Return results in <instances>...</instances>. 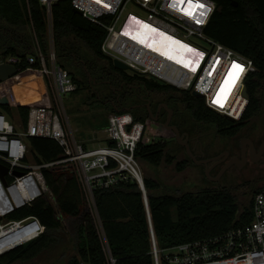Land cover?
Masks as SVG:
<instances>
[{"label": "built area", "instance_id": "1", "mask_svg": "<svg viewBox=\"0 0 264 264\" xmlns=\"http://www.w3.org/2000/svg\"><path fill=\"white\" fill-rule=\"evenodd\" d=\"M56 1L40 0L47 10L48 53L43 52L36 40V52L28 57L30 63L39 60L40 67L28 69L48 83L53 105H32L25 124L21 116L16 124L0 110V255L44 232L45 226L37 216H12L48 192L45 168L73 163L96 209L95 189L110 187L130 175L140 183L143 175L135 155L138 145L165 140L163 134L167 135L164 126L147 123L130 111H111L107 126L101 129L105 133L104 143L86 146L76 138L64 95L73 92L77 84L69 69L57 61L52 17V7ZM71 2L85 17L107 30L102 51L113 60L125 62L129 66V73L154 78L192 93L197 91L212 110L234 120L243 117L249 104V95L245 93L246 82L256 66L250 57L206 32L217 8L214 0H201L206 7L192 16L182 10L188 7L187 2L180 4L178 0ZM127 19L131 20V25L124 29ZM142 27L150 30L146 39L139 38L135 33ZM163 39L168 43L166 41L167 44L160 45ZM20 62L21 58L14 54L0 60V63L13 64L19 69V73L10 79H18ZM234 63L242 65L244 70L229 92L222 91L221 81L229 77ZM3 95L0 93V97ZM31 137L55 139L65 156L54 161L38 162L31 154ZM109 140L113 143H108ZM112 161H115V165H112ZM145 204L151 229L153 264H264V183L254 194L250 222L166 247L158 244L149 202ZM100 228L108 264H117L102 225Z\"/></svg>", "mask_w": 264, "mask_h": 264}, {"label": "trees", "instance_id": "2", "mask_svg": "<svg viewBox=\"0 0 264 264\" xmlns=\"http://www.w3.org/2000/svg\"><path fill=\"white\" fill-rule=\"evenodd\" d=\"M214 1L217 8L206 32L250 57L256 66L246 82L249 104L240 120L212 110L202 97L195 96L191 91L177 89L154 78L116 68L112 57L101 48L107 30L76 12L71 0H57L52 7L58 63L68 68L61 60H69L73 55L82 57L79 50L83 45L94 53L95 59L90 61L93 72L105 70L106 74L118 73L128 82L146 85L153 92L177 98L191 110L197 120L216 124L223 135H236L261 111L263 104L264 0ZM0 38L3 48L0 60L11 54L21 58L18 64L21 71L17 83L13 85V94L17 111L25 124L32 105H53L47 83L39 79L35 81L33 72L28 69L40 67L39 60L34 63L28 60L36 52V40L45 54L49 51L46 6L40 0H0ZM68 69L77 84L73 92L84 89L86 81L78 79ZM0 110L13 116L14 110L10 103L0 105ZM134 115L145 121L142 116ZM172 133L175 136L173 131ZM30 142L31 154L38 162L54 161L65 156L63 148L53 138L31 137ZM107 142L113 143L110 140ZM168 144V139L139 144L135 152L136 158L155 166L172 164L176 156L171 154ZM187 164V160H180L177 168L183 170ZM112 165H115V161H112ZM44 172L48 192L32 205L19 209L12 217L35 215L45 226V230L39 237L1 254L0 264L30 260L43 249L62 243H71L77 250V256H71L65 264H108L100 225L117 264H153L151 229L144 194L135 177L130 175L110 187H97L95 209L73 163L45 168ZM143 179L153 229L158 244L162 247L218 234L252 220L253 198L240 212L238 197L230 190L205 189L180 195L155 194L154 190L161 187V181L148 174ZM256 191L257 188L254 194Z\"/></svg>", "mask_w": 264, "mask_h": 264}, {"label": "rangeland", "instance_id": "3", "mask_svg": "<svg viewBox=\"0 0 264 264\" xmlns=\"http://www.w3.org/2000/svg\"><path fill=\"white\" fill-rule=\"evenodd\" d=\"M1 43L2 39L0 38V51L3 50ZM79 52L80 56L88 61L95 59L94 53L83 45L80 46ZM61 61L74 71L69 60L64 58ZM127 72L130 71L127 70ZM75 74L78 79H84V81H87V75L80 72V70H77ZM16 79L17 78L14 77L0 83V93L8 96L10 106L14 110L11 118L16 124H18L20 114L17 111V103L13 94V85L14 83H17ZM34 79L35 81L38 79L42 80L40 75L34 76ZM166 97L170 99L169 95ZM64 101L76 138L86 146L103 143L105 141V133L101 131V129L107 126L108 115L111 111L103 110L100 106L91 104V96L84 89H81L76 93H65ZM170 103L178 109L179 114L182 115V119H185L190 123L189 126L187 125V128L191 126L193 131L191 132L192 137L197 135V132L194 131L195 127L198 131L204 133L202 134V139L211 142V149H215L214 151H211V153L219 152L226 146L229 137L221 134L216 124L197 120L193 116L191 110L186 108L177 98H171ZM247 132H250L258 143H261L264 140V80L263 104L261 111L255 115L250 122L244 125L235 136L231 137L230 140L234 145L238 144L239 137ZM166 134V136L164 134L163 136L166 140H169V150L171 151V154L176 156L174 163H163L162 165L155 166L138 159L143 177L145 174H148L161 181V187L154 190L155 194L170 193L180 195L186 192H199L208 187H212L213 184L205 176L204 166L193 162L180 143L175 141V137L171 130L168 131L167 129ZM180 160H187L188 162L186 168L183 170L177 168V163ZM239 175L241 179H244L243 183L239 187L232 188L231 191L238 197L240 212H242L245 205H249L253 198L255 189L264 183V155L259 164L248 162V165L240 170ZM73 255L77 256V250L73 245L71 243H62L58 246L53 245L52 247L43 249L36 257L30 260H20L11 264H65Z\"/></svg>", "mask_w": 264, "mask_h": 264}, {"label": "flooded vegetation", "instance_id": "4", "mask_svg": "<svg viewBox=\"0 0 264 264\" xmlns=\"http://www.w3.org/2000/svg\"><path fill=\"white\" fill-rule=\"evenodd\" d=\"M69 63L74 68V73L80 70L87 75L84 90L90 94L91 104H96L109 112L112 110L130 111L142 116L147 123L162 126L170 118L171 124L180 129L183 139L188 140L197 159H211L208 163H198L204 166L205 176L213 184L207 189L231 191L232 188L239 187L244 180L240 178V170L245 168L248 162L259 164L264 155V151L260 152L264 140L258 143L250 132L240 136L238 144L235 145L230 140L235 135H226L229 137L226 146L219 152L211 153L215 150L211 149L212 143L202 139L204 133L198 131L196 127L194 131L197 132V135L192 137L191 126L187 128L190 123L182 119L178 109L170 103L171 98L147 89L146 85L128 82L118 73L106 74L105 70L93 72L90 68L91 62L77 55L71 56ZM175 141L177 140L175 139ZM180 145L187 153L186 146ZM190 158L192 159L191 156ZM193 162L197 163L194 160ZM207 168H209V175L206 174Z\"/></svg>", "mask_w": 264, "mask_h": 264}, {"label": "water", "instance_id": "5", "mask_svg": "<svg viewBox=\"0 0 264 264\" xmlns=\"http://www.w3.org/2000/svg\"><path fill=\"white\" fill-rule=\"evenodd\" d=\"M235 4H238L237 1H235ZM74 10L78 13H81V11L77 8H74ZM113 63H114V66L118 69L125 70V71L127 69H129V66L125 62L121 61L120 59H114ZM18 73H19V69L17 68V66H15L13 64H9V63H0V83L10 79L11 77L17 75ZM245 93L248 94L247 89H245ZM193 94L195 96L200 95V93L197 91H194ZM8 103H10V100H9L7 95H3L0 97V105H4V104H8ZM170 121H171V119L168 118V120L164 124L165 128L168 130H172L175 133V139L180 144H183L186 146L187 153L192 157V159L194 161H196L197 163H201V162L208 163V161L211 160L209 158L203 159V160L197 159L196 155L193 153V151L190 148L188 140L183 139V135H182L180 129L178 128V126L171 124ZM260 149H261L260 152L264 151V141H263ZM3 172H5V170ZM206 174L209 175V168L206 169ZM140 186H141V189H142L143 194H144L145 202L148 204V194H147V189L145 187V183H144L143 178H140Z\"/></svg>", "mask_w": 264, "mask_h": 264}, {"label": "snow or ice", "instance_id": "6", "mask_svg": "<svg viewBox=\"0 0 264 264\" xmlns=\"http://www.w3.org/2000/svg\"><path fill=\"white\" fill-rule=\"evenodd\" d=\"M180 4H184L187 2L188 7L182 9L186 15L192 16L199 9H204L206 6L201 2V0H178ZM203 14V13H201ZM199 22V21H198ZM243 66L240 64L234 63L232 66V71L229 73L228 80L225 82V88L222 91L230 90V88L234 85L236 79L239 74L243 71ZM219 102V101H218Z\"/></svg>", "mask_w": 264, "mask_h": 264}, {"label": "bare ground", "instance_id": "7", "mask_svg": "<svg viewBox=\"0 0 264 264\" xmlns=\"http://www.w3.org/2000/svg\"><path fill=\"white\" fill-rule=\"evenodd\" d=\"M150 30L149 29H145L144 27H142L141 29H139V30H137L135 33L137 34V36L139 37V38H144V39H146L147 38V36L149 35V32ZM167 41V40H166ZM166 41H165V39H163V42H162V44H160L159 42L157 43V44H160V45H165V44H167L168 43V41H167V43H166ZM154 42V41H153ZM173 43V42H172ZM171 44V43H170ZM169 44V46H173V45H170ZM183 49L184 50H187L185 47H183ZM189 50V49H188ZM225 78V77H224ZM222 79V81H221V85H220V87L221 88H225V82H226V80H228V77H226L225 79ZM232 88V87H231ZM231 88H230V90H231ZM230 90H227V92H229Z\"/></svg>", "mask_w": 264, "mask_h": 264}, {"label": "clouds", "instance_id": "8", "mask_svg": "<svg viewBox=\"0 0 264 264\" xmlns=\"http://www.w3.org/2000/svg\"><path fill=\"white\" fill-rule=\"evenodd\" d=\"M130 25H131V20L130 19H127L125 21V24H124V29H128L130 27Z\"/></svg>", "mask_w": 264, "mask_h": 264}, {"label": "crops", "instance_id": "9", "mask_svg": "<svg viewBox=\"0 0 264 264\" xmlns=\"http://www.w3.org/2000/svg\"><path fill=\"white\" fill-rule=\"evenodd\" d=\"M104 142H105V141H104ZM104 142H103V143H104Z\"/></svg>", "mask_w": 264, "mask_h": 264}]
</instances>
